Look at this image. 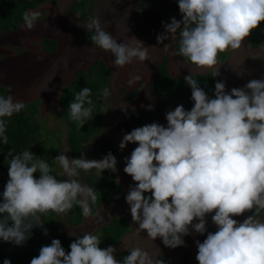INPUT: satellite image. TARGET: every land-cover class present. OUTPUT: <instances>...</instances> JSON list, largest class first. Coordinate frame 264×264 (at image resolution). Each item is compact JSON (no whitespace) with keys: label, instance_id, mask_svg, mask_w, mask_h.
<instances>
[{"label":"clouds","instance_id":"obj_1","mask_svg":"<svg viewBox=\"0 0 264 264\" xmlns=\"http://www.w3.org/2000/svg\"><path fill=\"white\" fill-rule=\"evenodd\" d=\"M177 5L181 19L161 22L164 31L157 35V44L167 52L170 45L163 42L177 40L174 55L198 68L212 69L213 78L220 75L219 55L241 48L264 22V0H177ZM135 10L142 8L138 4ZM40 15L25 11L22 27L33 29ZM85 29L93 33L92 43L111 53L116 68L150 59L148 46L136 38L118 42L104 30L99 16H90ZM140 79L134 75L127 83L132 86ZM184 80L191 89V109L177 105L165 113L166 125L152 122L134 128L118 146L123 150L129 143L137 145L124 158L123 168L134 182L125 196L137 225L134 235L146 233L152 241L159 238L174 249L186 246L185 236L207 233L203 242L195 241L198 264H264V76L227 91L225 82L218 81L211 98L192 75ZM10 93L9 87L8 95H0V145L9 144L5 118L26 108ZM91 95V89L83 87L68 105L69 119L80 128L93 118ZM110 95L109 88L100 92L105 99ZM144 107L154 109L152 104ZM120 109L127 112L128 107ZM68 151L52 158L63 170L59 174L30 150L6 153L8 180L0 198V240L19 246L40 225L41 214L67 215L77 206L93 225L104 222L96 207L100 193L79 177L81 171L92 169L116 173V157L109 151L99 160L88 159L83 152L71 158L65 154ZM208 215L215 232L207 230ZM240 216H245L243 221L234 218ZM101 241L95 230L85 232L66 251L59 239H52L30 264H165L138 246L117 259L118 249L114 245L101 248Z\"/></svg>","mask_w":264,"mask_h":264},{"label":"rangeland","instance_id":"obj_2","mask_svg":"<svg viewBox=\"0 0 264 264\" xmlns=\"http://www.w3.org/2000/svg\"><path fill=\"white\" fill-rule=\"evenodd\" d=\"M94 16H99L101 19L102 27L111 25L115 29L114 37L118 39V42H129L136 38L142 41L148 46L149 61L139 62L134 61L132 64L123 68H116L113 66L108 79L106 88H109L111 95L103 100L102 117L99 121V130L83 144L81 152L84 153L88 159L99 160L105 156L109 151L116 157L117 172L114 173L115 178L123 186L125 196L130 186H134L132 178L125 174L123 168L125 167V157L130 156L132 150L137 146L136 144L129 143L125 149H119V143L124 134L130 132L132 129L150 124L152 122H158L162 125H166L165 113L167 109L174 110L177 105H180L179 98L175 99V105L172 104L166 110H159L161 107L159 102L152 94H149L147 89V82L151 81L154 76V64L155 61L160 59L164 53L163 45L157 44L156 37L158 34L164 31L161 22L167 23L171 17H175L177 20L181 19L179 13L177 0H92ZM175 1V3H173ZM142 8V11L137 12L136 6ZM71 0H45L36 9L42 10L46 13V16L42 20H38L35 27L31 30H26L21 39L24 44H30L32 41H36L42 35L51 32L52 35L65 31L66 42L60 51L51 58L44 59L41 63L39 60L36 63H24L20 66V69L27 77V82H16L13 80V87L16 88L15 98L28 101L29 105L38 107V124L39 133L41 132L42 143L40 145L44 148L46 159L53 168L54 173H62L63 170L52 159L59 154V151L69 150L66 142V133L70 126L59 115V110L53 113L51 106H55V92L58 89L59 81L64 82L70 77L72 72L70 67L69 53L74 51L80 58V61L86 63L93 56L102 54L104 58L110 63L113 62L114 57L109 52H105L96 46H90L75 36V32L82 27H86L87 20H81L78 17V13H69ZM146 5V6H145ZM140 21V22H139ZM139 22V23H138ZM264 26V22H261ZM59 30V32H58ZM168 44L170 42L166 41ZM9 48V47H8ZM19 50V46L17 51ZM170 56L168 68L174 75L181 74H201L208 73L212 69L198 68L192 64H186L183 60L174 55L173 49L169 47L168 52ZM112 59V60H110ZM222 65H218L220 75L219 81H224L226 84V91L234 87H243L248 81L252 79H260L264 76V43L260 47H252L250 45L249 37L245 38V42L241 48L237 50L226 51V57L221 61ZM114 65V64H111ZM134 75L141 77L134 85L129 86L127 81ZM26 81V80H25ZM61 82V83H62ZM136 87L135 96L131 99H127V95L122 91L123 87ZM38 97V98H37ZM37 98V99H36ZM152 104L154 109L151 111H157L163 113L160 118L152 120L150 118H140L138 122L131 121L128 118V110L134 108L138 112L147 113L148 110L144 106ZM121 107H128L127 112H122ZM164 111V112H163ZM37 112V110H36ZM35 112V113H36ZM150 112V111H149ZM46 142V144H44ZM57 146L56 149H54ZM87 146V147H85ZM52 147V150H51ZM57 150V152H56ZM72 158L71 152L65 153ZM81 155V154H80ZM99 175L96 169L90 170L87 174ZM37 177L39 173L34 174ZM61 179H68L64 175H58ZM86 173L81 171L79 179L82 183L85 182ZM125 196L117 202L110 204H101L99 209L101 214L105 217L103 223L108 221L109 216L126 215L128 220L123 221V225H129V230L124 233L121 240L114 245L119 250H129L131 247L138 246L149 251L154 257H162L165 264H184L185 255L188 256L190 264H198L196 260L197 248L195 241L199 240L203 242V235L193 234L184 238L185 245L170 249L165 247L161 240L157 238L152 241L146 237V233H141V237L134 235V228L137 226L133 224L131 220L130 210L125 202ZM56 214V213H55ZM119 214V215H118ZM250 213H246L248 215ZM245 216L234 217L240 221H243ZM208 232H215L216 226L211 221V215L206 217ZM92 219H83L79 225L69 224L66 219V215H56L54 219L55 225L61 226V229L65 232V235L73 241L78 237H82L85 232L95 230V234L98 235L101 231L100 225H94L92 228L83 230V227L89 226V222ZM102 223V224H103ZM109 225V224H107ZM81 226V227H80ZM83 230V234L80 231ZM70 232H74L75 235L69 236ZM205 237L207 233L204 234ZM70 240V239H69ZM68 240V241H69ZM107 247V246H106Z\"/></svg>","mask_w":264,"mask_h":264},{"label":"trees","instance_id":"obj_3","mask_svg":"<svg viewBox=\"0 0 264 264\" xmlns=\"http://www.w3.org/2000/svg\"><path fill=\"white\" fill-rule=\"evenodd\" d=\"M44 1L45 0H0V95H8L9 87L11 88L10 94L16 95L17 91L16 88L13 87V80H16V82H23V80L24 83L27 82V77L20 69V66L27 62L30 64L36 63L37 60L41 63L44 59L55 56L60 49H62L61 47L68 43V40L64 42L67 36L65 31H60V33H55L54 35L49 31V33L42 35L30 44L23 43L24 39L22 40L21 37L26 31L22 27L24 23L22 19L23 13L27 10L39 11L41 14L39 20L44 19L46 13L36 9ZM50 1L54 2L55 0ZM173 3H175V1ZM92 4V0H71L68 12L78 13L77 15L81 20H88L90 16H94ZM85 28L86 27H82L77 30L74 33L75 36L90 46H96L91 41L93 33L87 31ZM103 28L114 37L115 29L111 25L103 26ZM166 41L167 40L163 43L167 44ZM249 41L250 45L255 48L260 47L264 43V26L261 23L256 29L252 30ZM169 45L174 53L178 51L177 40H170ZM18 46L19 50L17 51ZM167 52L164 51L161 58L155 61L154 76L151 81L147 82L145 88L148 93L152 94L159 102L161 106L159 110H166L175 103V99L177 98L180 100V105H183L186 110H190L193 106L191 89L184 80V77L189 74H181L178 76L172 74L168 68L170 56ZM69 57L71 63L70 69L72 72L69 74L70 77L67 80H64V82L59 81L54 102V105L58 106V108L51 106V109L53 113L59 110V115H61L62 119L70 126L66 133V142L72 158H79L83 144L100 128L98 120L102 117L104 107V97L100 96V92L107 87L111 68L114 65H111L113 62L110 63L107 61L102 54H99L92 61L86 63L80 61V58L74 51L69 53ZM225 57L226 52L221 53L219 55L220 61L224 60ZM180 58L184 63L190 64L182 57ZM190 75L200 82L199 86L203 88L211 98L214 92V84L219 81L218 77L213 78L212 71ZM83 87L91 89L92 95L90 98L93 100L95 107L93 109V118L88 120L80 128L76 122L69 119L68 105L74 100L76 93ZM135 88V86L127 87L126 89L123 87L122 91L127 95L128 100H131L135 96ZM23 102L26 104V108L23 111L14 114L10 118H5L8 120L6 135L9 138V144L0 145V167L6 173H8V158L6 157V153L9 150H12L14 153L30 150L37 157H46L45 150L40 145V142L42 143V138L40 137L42 133H39V121L36 116L38 107H36V105L35 107L29 105L26 100H23ZM169 110L168 108L167 111ZM162 114L161 112V115ZM161 115L157 111L142 113L134 108L128 110V118L136 123L140 118L146 117L155 120L160 118ZM44 144H46V142ZM56 148L57 146L54 149ZM58 178L61 179L60 176ZM85 182L88 186L95 188L100 193L97 206L100 203L110 204L117 202L125 196L123 186L115 178L114 173L109 170H105L97 176L93 173H86ZM56 215L57 214L54 212H49L48 214H41L40 217L54 238L61 241L66 251H70L69 245L72 240L65 235L61 226H58V224L55 225L54 219H56ZM117 217L118 216L114 215L105 224L100 225L101 231L98 233V236L102 240L100 244L101 248L119 242L124 233L129 230L127 224L123 225V221L128 220L127 216H120L119 220L116 221L115 219H117ZM66 219L69 224L75 225L81 223L84 217L81 214V209L77 206L66 215ZM202 238L205 239V235H203ZM127 251L128 250L117 251V259H121L123 256L127 255ZM158 259H162V257L159 256ZM184 264H190L187 255H185Z\"/></svg>","mask_w":264,"mask_h":264},{"label":"water","instance_id":"obj_4","mask_svg":"<svg viewBox=\"0 0 264 264\" xmlns=\"http://www.w3.org/2000/svg\"><path fill=\"white\" fill-rule=\"evenodd\" d=\"M7 180L8 174L0 167V198ZM40 220V225L35 226L30 237L19 246L0 240V264H4L5 260L10 264H30L31 259L39 255L40 248L49 245L51 240L55 239L41 217Z\"/></svg>","mask_w":264,"mask_h":264},{"label":"flooded vegetation","instance_id":"obj_5","mask_svg":"<svg viewBox=\"0 0 264 264\" xmlns=\"http://www.w3.org/2000/svg\"><path fill=\"white\" fill-rule=\"evenodd\" d=\"M102 203H100L99 205H101ZM99 205L97 206V207H99ZM126 216V215H125ZM112 216H109L107 219L109 220L110 218H111ZM80 224V223H79ZM79 224H75V225H79ZM89 226H86V227H83V230L84 231H86L87 229H89V228H92L94 225H93V221L91 220L89 223ZM103 224H105V223H103ZM103 224H98V225H103ZM81 227V226H80ZM83 230H81L80 231V233H77V234H83ZM118 243V242H117ZM117 243H115V244H117ZM114 244V245H115Z\"/></svg>","mask_w":264,"mask_h":264}]
</instances>
